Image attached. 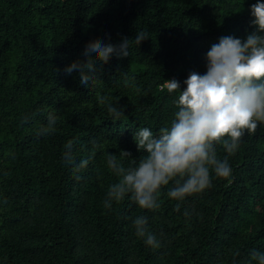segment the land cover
Masks as SVG:
<instances>
[{
  "label": "trees",
  "instance_id": "trees-1",
  "mask_svg": "<svg viewBox=\"0 0 264 264\" xmlns=\"http://www.w3.org/2000/svg\"><path fill=\"white\" fill-rule=\"evenodd\" d=\"M255 3L0 0V264H250L254 249L264 252V125L229 156L230 182L213 173L212 187L187 197L180 211L166 196L172 182L162 188L158 210L139 208L131 194L111 210L103 207L117 182L108 153L127 151L137 161L146 155L134 133L158 132L177 110L179 93L162 91L165 80L177 79L183 91L191 72L206 74L207 53L221 37L246 40L256 31ZM138 31L150 37L127 57L98 62L94 82L81 84L78 71H64L87 61L90 41L118 44ZM105 96L120 99V121L109 117ZM49 113L60 117L57 131L38 136ZM69 140H76L77 163L91 157L75 175L62 160ZM214 146L223 159L222 144ZM185 209L195 210L190 221ZM140 215L160 248L135 234Z\"/></svg>",
  "mask_w": 264,
  "mask_h": 264
},
{
  "label": "clouds",
  "instance_id": "clouds-1",
  "mask_svg": "<svg viewBox=\"0 0 264 264\" xmlns=\"http://www.w3.org/2000/svg\"><path fill=\"white\" fill-rule=\"evenodd\" d=\"M251 15L256 31L244 41L232 36L221 37L207 53L206 74L191 72L184 81L187 87L183 91L177 79L165 80L162 91L179 93L174 101L177 110L170 125L158 132L141 127L134 133L138 151L146 155L137 161L127 151L122 150L119 155L108 153L107 167L117 182L108 187L103 201L105 209L111 210L113 203L119 204L131 194L139 208L158 210L161 190L172 182L166 196L178 202L176 210L180 211L187 197L212 187L213 173L230 182L233 168L229 156L239 150L245 135H254L258 126L264 125V2L257 0L251 6ZM149 37L147 32L138 31L134 40L124 37L118 44L100 39L90 41L83 53L87 61H74L64 71L69 75L78 71L81 84L88 85L98 79V62L107 63L114 54L127 57L133 44L139 46ZM128 85L129 80L125 78V86ZM119 100L113 103L107 96L100 100L113 122L125 116ZM59 120V116L49 113L47 124L37 135L54 134ZM75 143L76 140H69L62 155L63 162L72 166L74 175L86 169L91 159L77 163L73 154ZM216 144H222L227 153L223 159L218 157ZM130 157L131 163L125 167L123 161ZM76 178L80 179L78 175ZM194 212V209L184 210L186 221L192 219ZM133 226L135 234L144 238L146 245L153 249L161 247V240L148 228L146 216H137ZM239 255V250L233 252L234 257ZM251 262L264 264V252L254 249Z\"/></svg>",
  "mask_w": 264,
  "mask_h": 264
}]
</instances>
